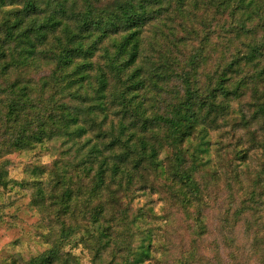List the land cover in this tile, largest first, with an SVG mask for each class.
Listing matches in <instances>:
<instances>
[{
    "label": "trees",
    "instance_id": "trees-1",
    "mask_svg": "<svg viewBox=\"0 0 264 264\" xmlns=\"http://www.w3.org/2000/svg\"><path fill=\"white\" fill-rule=\"evenodd\" d=\"M9 6L20 8L0 19V159L46 141L72 144L97 164L95 188L112 194L79 221L73 192L49 194L59 240L25 264H81L63 243L86 220L88 264H170L167 203L157 238L141 226L158 220L153 207L134 199L165 193L189 217L190 207L217 204L209 189L220 172L231 176L227 189L241 191L228 194L223 222L231 229L243 221L255 237L264 209V0H0V10ZM90 142L98 146L84 156ZM61 155L58 177L70 178ZM250 161L246 196L241 175ZM197 222L188 230L200 237ZM178 248L171 264L202 261Z\"/></svg>",
    "mask_w": 264,
    "mask_h": 264
},
{
    "label": "rangeland",
    "instance_id": "rangeland-1",
    "mask_svg": "<svg viewBox=\"0 0 264 264\" xmlns=\"http://www.w3.org/2000/svg\"><path fill=\"white\" fill-rule=\"evenodd\" d=\"M19 8V6L3 8L0 10V19L5 14L4 12ZM179 22L180 19H177L175 25ZM12 78L13 75H11ZM35 84L36 87H40L37 81ZM214 136L216 138V132ZM94 144L98 146L96 142L86 144L83 155L89 153L90 147ZM68 147L70 149L66 150ZM99 147L102 150L103 143H99ZM76 148L72 144H60V141L55 143L46 141L43 146L36 144L33 148L13 152L0 159V264H25L31 258L48 249L52 241L59 240L61 220L51 221L53 200H48L49 194L62 196L66 190L73 192L75 199L70 204H72V211L77 217V221L81 219L82 213L86 211L87 207L97 210L104 202L110 204L112 194L103 188H95L97 164L92 165L89 163L91 161L88 162L80 153L76 154ZM64 150L66 151L64 152ZM209 150L213 160L215 149L209 147ZM60 152L63 153L60 156L63 161L71 162L69 166L77 165L80 160L87 163L76 168L65 164L63 172H67L70 178H67V175L59 178L58 175L62 173L59 169L60 164L54 166V161ZM250 156L251 160L252 158L257 159L255 155ZM213 161L215 162V160ZM220 162L227 164L225 158H222ZM255 166L254 161H250L251 172L241 175L243 195L247 196L251 190L252 170L255 169ZM90 167L93 168L91 171H89ZM109 174L107 172L106 176ZM230 177L227 173L223 175L220 172L218 184L209 189L211 199L215 196L218 197L217 204H210L208 205L210 207L204 210H201L200 204L190 207L188 209L189 217L178 207V203H173L174 201L168 197V194L166 196L165 193H148L146 191L145 195L136 196L133 205L148 203L147 205L153 207L152 212L158 220L150 221L151 218H147L148 224L142 222L141 226L153 228V234H156L157 238H160L162 234L160 230L163 226L162 217L165 216L171 220L169 237L171 236V244L175 251L174 259L169 260L168 263L171 264L178 260V247L183 246V251L190 252L194 249L198 257H202V261L198 264H264V209L261 213L263 217L257 223L255 237L245 233L243 221L238 222L231 229L228 223L223 222V219L232 213V210L226 212L227 204L231 199L228 194L234 193L236 189L233 186L231 190L227 189ZM77 179L82 180L76 182ZM111 179L112 177H108L106 182ZM68 185H70L69 188H67ZM235 193L241 195V191H235ZM42 194L45 196L43 202H40ZM87 199L88 206L86 204L84 206V201ZM162 199L167 203L163 216L160 211L162 202H164ZM198 209L201 210L200 214L196 213ZM158 216L161 218L160 221ZM197 220L205 227L204 235L200 237L193 234L191 236V231L188 230L189 227L197 228ZM88 225L90 224L87 220L80 223V229L75 235L70 237L67 243H63V251L78 256L81 264H88L87 254L80 245L81 238L90 233V231H83ZM156 227H158L157 230ZM229 231L234 232L233 248L227 247L225 242L226 237H229Z\"/></svg>",
    "mask_w": 264,
    "mask_h": 264
}]
</instances>
